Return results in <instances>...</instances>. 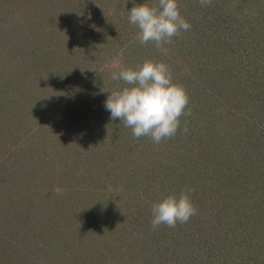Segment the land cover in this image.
<instances>
[{"label": "rangeland", "instance_id": "obj_1", "mask_svg": "<svg viewBox=\"0 0 264 264\" xmlns=\"http://www.w3.org/2000/svg\"><path fill=\"white\" fill-rule=\"evenodd\" d=\"M178 5L191 29L165 55L136 39L132 0H0V264H264L263 84L228 87L247 46L248 60L257 54L264 0ZM146 59L166 62L189 96L180 125L192 129L191 167L171 170L181 189L164 186L165 169L149 166L142 182L129 172L145 137L104 106L125 86L112 73ZM196 132L225 158L224 174L201 166ZM188 188L196 215L153 229L152 204Z\"/></svg>", "mask_w": 264, "mask_h": 264}, {"label": "clouds", "instance_id": "obj_2", "mask_svg": "<svg viewBox=\"0 0 264 264\" xmlns=\"http://www.w3.org/2000/svg\"><path fill=\"white\" fill-rule=\"evenodd\" d=\"M128 11V22L138 29L136 39L141 45L152 42L165 55V45L173 37L191 29V24L181 15L178 0H153L152 3L136 4ZM127 3V0H126ZM201 6H210L212 0H199ZM124 49L116 53L122 64ZM111 79L123 82L122 88L111 90L105 101V109L111 120L123 122L136 139L149 137L154 143L173 138L180 129V118L188 115L185 109L189 96L185 87L173 82L170 66L163 60L146 59L135 67H120ZM187 131V128H184ZM57 194L63 190L56 188ZM194 190L188 188L179 194H168L151 207L153 229L160 225L175 228L196 215L197 208L191 199ZM118 226V225H117ZM107 230V229H105Z\"/></svg>", "mask_w": 264, "mask_h": 264}, {"label": "trees", "instance_id": "obj_3", "mask_svg": "<svg viewBox=\"0 0 264 264\" xmlns=\"http://www.w3.org/2000/svg\"><path fill=\"white\" fill-rule=\"evenodd\" d=\"M255 33H253L254 35V39L253 41L255 42V44H259V47L257 49V54H253V61L252 60H248V58L250 57V55L252 56V51L254 50V47H252V49H250V46H247L246 50V56L242 57L240 59V69L236 70V69H232V76L230 75L231 78V82L229 83V88H232V86H234L236 89L241 90L242 89V84H248V82L252 83H262L263 86H258V89H261V91L264 92V58H261L259 55L262 52V48L264 50V27H262V29H255L254 30ZM259 36H261V39L258 38ZM253 42V43H254ZM243 45V44H242ZM262 60V62H261ZM246 83H241V82H245ZM214 83V82H213ZM234 88V89H235ZM243 94V92H242ZM240 94V95H242ZM113 123H121V121H119L118 119L113 121L111 120ZM193 122H195V119L192 120ZM189 123V122H187ZM189 125V124H188ZM190 126V125H189ZM187 128V131H184V128ZM192 132V129H190L188 126H185V123H183V126L180 125V129L177 131L176 135L171 138V139H165L162 140V145L161 143H159L158 145L160 146H154L153 145V141L145 136V141L144 144L140 143V146L142 148V151L139 153V156H135V159L133 161L128 162L130 164H132V168L129 172L131 173H136L137 176L136 178H140L139 182H142V177H147L146 179H149V176H146L145 174L147 172H149V166L151 167L152 170V174L153 173H157L162 175L164 170L165 171H171L173 169H180L181 166L185 165L187 167H191V165L189 163V160L187 161L186 158H190L186 157V155H189V152L187 151V147L185 146V143L187 140V133ZM118 133L120 134V130L118 131ZM132 133V131H131ZM109 136H112L113 139L115 136H113L112 134H110ZM121 137H124L121 135ZM198 140V144L200 145L198 148V152L193 150L198 156H202V163L201 166L207 167V173H209V169L214 170V168H216V175L217 174H224V170L226 169L227 161L225 160V158L223 159V156L221 155L220 157L214 155L213 153L215 152V145H213V142L211 141V139L209 141H211L209 144H206L205 141L203 139H200L199 134L196 132V141ZM209 147V148H208ZM131 156L130 152H126V157ZM199 159V158H198ZM203 160H204V164H203ZM200 160H198L199 162ZM183 162H186L182 165ZM235 163V161H234ZM176 165V166H175ZM260 164H252V165H248L247 168L249 169L250 173L252 174L254 170L258 169L260 166ZM204 167V168H205ZM209 168V169H208ZM166 173V172H165ZM227 175H221L222 178H226ZM182 176L177 177L176 174H172V171L169 173V176H166L165 174V179H164V183L167 180V182L164 184V186L166 187L167 184H175L176 186H178V189H181V182L184 179H181ZM194 178V177H193ZM135 181H133L134 183ZM135 188L139 187L140 183H136L135 184ZM180 187V188H179ZM260 189L259 185H257V188L254 192H258ZM95 223V222H94ZM96 225V224H94ZM103 229V228H101ZM110 232H112V228L111 231L110 230H106V233L109 234ZM113 237H117L119 236V233L117 234H112ZM106 236L108 237V240L111 239V236Z\"/></svg>", "mask_w": 264, "mask_h": 264}]
</instances>
